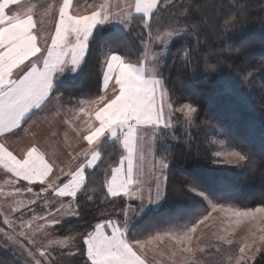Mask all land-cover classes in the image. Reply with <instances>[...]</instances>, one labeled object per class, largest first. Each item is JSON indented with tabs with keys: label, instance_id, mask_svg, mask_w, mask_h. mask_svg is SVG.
Listing matches in <instances>:
<instances>
[{
	"label": "snow or ice",
	"instance_id": "snow-or-ice-1",
	"mask_svg": "<svg viewBox=\"0 0 264 264\" xmlns=\"http://www.w3.org/2000/svg\"><path fill=\"white\" fill-rule=\"evenodd\" d=\"M20 5L21 0H0V136L18 134L17 130H21L33 117L40 118L49 105L60 104L63 97L56 93L64 82L62 77L68 74L76 78L83 74L97 48L99 87L96 95L81 100L77 109L76 118L79 114L85 117L84 127L74 130L82 141L87 142V147L68 152L69 159L57 163L55 159L46 158L47 154L35 144L17 156L0 143V167L16 181L27 182V192L32 193V186H37L36 199L29 203L35 205L42 201L47 212L40 218L46 224L55 226L62 221L55 218L48 221L47 217H54L65 207L63 200L55 198H72L67 205L71 208L72 201L88 186V175L91 173L87 170L95 169L103 162L102 150L105 147L118 145L116 150L122 151L119 166H110V172H106L110 179L105 180L104 195L105 199L121 198L122 218L105 217L94 226L89 225L90 231L78 233L79 240L71 237L76 249L71 255L78 253L83 264H149L143 256L144 243L132 235L129 212L138 211L143 218L152 210L148 206L166 198L168 177L163 170L169 165L164 159L159 161L160 173L156 176L154 200L151 187L145 193L144 181L140 179L142 172L137 173L135 164L138 141L143 138L141 130L150 128L154 137L166 134L176 127L172 122L174 113L183 115L186 124L191 127L198 116V109L192 103L176 102L179 106L174 107L159 71L163 58L157 52H152L156 64L149 67L141 55H137L134 61L115 50L125 47L124 38L119 33L103 43L98 36L101 30H108L105 26L113 23L114 19L120 25V33H124L125 29L130 31L132 22L138 20L149 30L148 43L169 44L170 50V43L183 38L179 34L181 30L169 26L167 32L157 31L153 36V29H160V16L174 6V0H133L116 12L108 0H100L99 3L97 0H77V3L74 0H45L44 3L25 5L22 10ZM10 6H16L18 10ZM83 7L90 11H82ZM45 18L54 21L51 30L42 29ZM143 51H147L146 44ZM236 52L240 56L245 55L244 46L241 45ZM186 134L191 135L190 132ZM212 143L222 144L215 139ZM215 155L225 156V162L230 165L250 162V157L240 151L217 150ZM140 158L142 160L143 156ZM161 184L164 185L163 193ZM222 184L223 178L212 176L204 185L207 191L197 187L187 189L195 194L197 203L205 205L207 214L194 219L190 225H184L178 233H167L175 241L169 256L172 264H198L197 254H206V249L200 246V236L196 234L199 226L204 225L213 212L229 213L238 222L244 218L264 220V217H258V214H264V205L241 210L214 202L212 197L217 195V186ZM124 198L132 202L139 200L140 203L136 209L132 208V204L124 208ZM87 199L92 200L93 197L88 196ZM57 204L59 207H56ZM73 215L79 216V212L74 211ZM2 223L13 233L17 227L20 228L18 236L26 235L23 220L17 225L5 217ZM0 233L8 235L3 228H0ZM218 239L228 245L233 244L224 236ZM259 239L264 242V236ZM194 240L196 247H193ZM28 242L33 243L32 240ZM56 243L63 248L67 240ZM246 248L250 249L251 244L244 243L239 247L235 264H248L254 258V254L247 255ZM28 254L32 255L31 252ZM39 255L47 264L48 253L40 251ZM177 256L180 257L179 262ZM34 264H42V261L36 259Z\"/></svg>",
	"mask_w": 264,
	"mask_h": 264
},
{
	"label": "trees",
	"instance_id": "trees-1",
	"mask_svg": "<svg viewBox=\"0 0 264 264\" xmlns=\"http://www.w3.org/2000/svg\"><path fill=\"white\" fill-rule=\"evenodd\" d=\"M160 24L159 30L153 29V36L157 31L167 32L169 26L181 30L183 36L172 42L164 61L161 74L165 85L173 100L192 103L198 109V116L191 127L179 118L175 120V129L158 135L156 150L159 154L163 152L169 165L166 198L156 209L133 223V236L137 232L147 234L154 228L162 229L163 226H156H161L165 219L192 223L202 214L204 205L197 203V198L187 189L200 187L207 191L204 185L212 176L224 180V184L217 186V195L213 199L241 209L264 204L259 190L262 184L256 179V172L258 174L264 166V160L260 159L264 155V0H176L169 11L161 14ZM105 28L108 30H101L98 36L101 43L119 33L124 38L125 47L116 51L134 61L142 54L140 42L146 41L149 30L138 20L133 21L131 30L124 33H120V28ZM241 45L245 51L242 56L236 52ZM98 57L99 48L84 73L63 82L56 95L62 96L63 101L71 106L79 98L94 97L99 87ZM242 117L245 118L244 126L240 121ZM218 130L222 134L219 137L250 157L246 168L252 170L254 166L258 171L253 170V174L252 171L214 167V150L210 141ZM116 147H105L103 162L97 168L87 170L91 173L88 186L75 199L79 216L63 218L61 224L54 226L56 235L79 240L78 233L90 231L89 225L94 226L105 217L121 218V198L105 199L104 195L105 180L109 177L106 172H110V166L113 167L122 154ZM227 194L229 197L224 198ZM88 196L93 199L88 200ZM123 206L125 208V201ZM214 248L203 254L198 264H226L234 257L231 253L227 259L223 248ZM231 249L234 252L233 246ZM10 252L0 248V264H22ZM66 259H69L67 264H83L78 253ZM248 264H264V247Z\"/></svg>",
	"mask_w": 264,
	"mask_h": 264
},
{
	"label": "rangeland",
	"instance_id": "rangeland-1",
	"mask_svg": "<svg viewBox=\"0 0 264 264\" xmlns=\"http://www.w3.org/2000/svg\"><path fill=\"white\" fill-rule=\"evenodd\" d=\"M45 0H21L20 10H22L23 6L31 5L35 3H44ZM54 2V1H53ZM91 2V0H89ZM100 0H97L99 3ZM111 3L112 9L114 12L120 11L125 7V4L128 2H133V0H108ZM176 0H174V3ZM74 3H77V0H74ZM13 10H18L16 6H10ZM82 11H90L86 7L81 9ZM54 26V21H51L48 18H45L43 24L41 25L42 29H49L51 30ZM109 27L120 28V25L115 22L106 25ZM127 31V29H125ZM180 34V33H179ZM155 36V35H154ZM148 36L145 43L140 44L142 45L143 50L145 49V44L147 46V51H142V58L148 64L149 67L156 64V60L152 58V52H157L159 57H162V66L159 68L161 73L163 69L164 61L166 60L169 54V44L161 45L160 43H148ZM171 40V38H169ZM172 43H170L171 47ZM162 75V74H161ZM162 78L165 83V79L162 75ZM63 81L72 80L75 78H71L68 74L65 77H62ZM166 86V85H165ZM167 88V87H166ZM169 93V92H168ZM169 98L174 102V107H178L180 103H188L186 101H175L172 99L170 93ZM89 98H83V100H87ZM262 99V98H261ZM63 101V100H62ZM58 104L56 109H47L45 118L53 119L52 121H43V118H36L33 117L27 124L23 125L21 130H17L18 134L16 135H5L0 136V143H4L6 147L16 154H23L26 149L35 144L41 151H46L50 153L47 155L46 158L49 160H53L57 158L65 161L64 158L68 157L66 154L68 152H77L83 147H87V142L82 141L80 137L77 135L75 128H83V114H79V118L77 117V109L80 105V98L78 100V105L71 106L65 101ZM260 101V99H259ZM264 103V100L262 99ZM55 105V103L53 104ZM63 105V107H61ZM49 105L48 107H51ZM259 106H262L259 104ZM57 110H59V114H57ZM62 114L63 116H60ZM181 121H185L183 115L179 113H174L172 117L173 124L175 120L179 119ZM242 121V126L245 125L244 119L240 118ZM41 120L43 122H41ZM218 133H221L219 130ZM142 139L138 141L137 152H136V169L137 173H141L140 179L144 181V190L145 193L147 192L148 188L151 187L153 190V199L155 200V186H156V176L160 173V165L159 161L164 159L166 162L163 152L159 154L156 150V144L158 140V136L152 135V130L150 128H145L141 130ZM221 141L222 144H213L212 140ZM213 150H214V160L213 165L214 167L225 168L229 170H246L254 171L257 170L252 167V170L246 168L249 166V163L241 162L240 164H228L225 162L226 157L221 156L217 157L215 155L217 150L222 151H239L235 149L233 145L227 142L226 139L219 137L218 135L211 136V141ZM57 155H55V153ZM241 152V151H240ZM243 153V152H242ZM126 154V153H125ZM244 154V153H243ZM122 155V154H121ZM117 159L116 164L113 167H117L119 165L120 157ZM141 155L143 159L141 160ZM261 160H264V155L260 157ZM167 163V162H166ZM254 163V162H253ZM168 164V163H167ZM65 170L67 171L66 164ZM167 169H164V173L167 175ZM254 170V171H253ZM258 171V170H257ZM256 179L259 184V190L262 192L261 196L264 197V166L260 168L258 174L256 172ZM110 177V175H109ZM108 177V179H110ZM255 177V176H254ZM253 179V178H250ZM260 181V182H259ZM27 182L24 181H16L15 178L10 174L7 173L2 167H0V219L1 225L0 228H3L4 231L8 234L5 236L3 233H0V248H6L10 250L11 255L14 256L19 262L22 264H34L36 259H40L42 264H44V258L39 255L40 251H45L48 253V262L47 264H67L69 259L67 260L66 257L71 258V253L75 252L76 249L73 246L72 239L64 238L61 236L56 235L53 232L54 226L50 223L45 222L40 217L47 212V209L44 207L43 202L39 201L35 205H31L29 202L31 200L36 199L35 192L38 190L37 186L33 187V192L29 193L25 189L27 187ZM163 186V187H162ZM20 189V191H17ZM164 185L161 184V190L163 193ZM199 190L206 191L205 189L198 188ZM81 192L80 194H83ZM229 193V192H227ZM194 196L195 194L192 193ZM227 194L224 198L229 197ZM58 200H63L65 207L61 208L55 216H48L47 220L51 221L53 218L62 220L65 217L73 215V212H76V202L72 201V207H68L69 201L72 198L65 197V198H55ZM163 199V198H162ZM160 199V200H162ZM213 199V198H212ZM214 202L218 204H224L226 207H237L236 205L227 204L225 202H220L213 199ZM223 200V199H222ZM125 201V208H128L129 204H132V208L136 209L139 205L140 201L137 200L135 202L128 201L127 198H124ZM226 201V200H223ZM160 201L157 203L148 206L152 210L156 209V206L159 204ZM145 205L147 206V197L145 196ZM204 205V204H203ZM264 205V204H261ZM259 205V206H261ZM59 207V204L56 205ZM258 207V206H256ZM255 207V208H256ZM15 209H19L20 211H14ZM241 209V208H239ZM254 209V208H249ZM210 210V209H209ZM246 210V209H241ZM147 212L144 215H148ZM205 212V205L202 210V214L195 219L201 218L203 215H206ZM141 214L138 211H130L129 218L131 221V227L133 223L140 218ZM7 217L9 220L14 221L17 225L23 220L24 222V232L25 236H18L20 232V228H16L15 233L8 229L6 225L2 223L3 219ZM258 217H264V214H258ZM122 218V216H121ZM166 220V219H165ZM162 222L161 226L162 229L154 228L151 232L139 234L137 232L134 236L141 239L144 243V251L143 256L149 262V264H172V261L169 259L171 249L175 247V241L167 235V233H178V231L184 225H190V222H180L178 220L172 221H165ZM180 223V224H179ZM189 223V224H186ZM30 225V227H29ZM40 225H45L44 227H40ZM144 226V224H143ZM145 227V226H144ZM200 236V246L206 249V252L209 250L215 249L214 247L217 246L218 248H223L226 258L228 259L229 254H234V259H230L227 261L226 264H235L236 258L239 256V247L242 246L244 243L251 244V248H246V253L248 256H256L257 248L262 249L264 247V242H262L259 238L264 236V220L253 221L247 218L240 220L239 222L230 216L229 213H222L220 211L213 212L209 219L205 222L204 225H200L197 229V234ZM224 236L225 239L232 240L233 244L228 245L218 239V237ZM9 237H11L9 239ZM32 240L33 243H29L28 241ZM60 240H67V243L61 247L60 244L56 243V241ZM255 241V243H252ZM219 245H223L220 247ZM231 246L234 247L232 252ZM193 247H196V241H193ZM31 252L32 255L30 256L28 253ZM14 253V254H13ZM62 259V262H59ZM203 259V255L197 254L198 262H201ZM254 258L249 260L248 262H252ZM177 262H179L180 257H176Z\"/></svg>",
	"mask_w": 264,
	"mask_h": 264
},
{
	"label": "crops",
	"instance_id": "crops-1",
	"mask_svg": "<svg viewBox=\"0 0 264 264\" xmlns=\"http://www.w3.org/2000/svg\"><path fill=\"white\" fill-rule=\"evenodd\" d=\"M81 100H83V98H80V101H81ZM75 105L77 106L78 103H76ZM75 105H74V106H75ZM57 107H58V104H55V105H52L51 107H48L47 109H49V110H50V109H56ZM47 109H46V110H47ZM46 110H45V112H43V113L40 114L41 118H43V121H44V119H45V121H52L54 118H53V119H47V118H45ZM60 116H63V115L60 114ZM43 121L41 120V122H43ZM42 152H45L47 155H50V153L47 152V150H46V151H42ZM57 153H58V152H56L55 155H57ZM14 154L17 155V156L22 155V154H16V152H14ZM68 159H69V157L64 158L65 161H67ZM61 161H62V160L59 159V158H58V155H57L56 162H57V163H60ZM118 166H119V165H118ZM109 178H110V177H109ZM33 186H35V185H33ZM162 187H163V186H162ZM159 201L161 202V200H159ZM160 202H159V203H160Z\"/></svg>",
	"mask_w": 264,
	"mask_h": 264
}]
</instances>
